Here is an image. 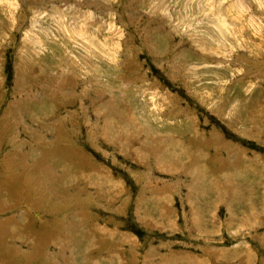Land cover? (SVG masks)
<instances>
[{
    "label": "rangeland",
    "instance_id": "1",
    "mask_svg": "<svg viewBox=\"0 0 264 264\" xmlns=\"http://www.w3.org/2000/svg\"><path fill=\"white\" fill-rule=\"evenodd\" d=\"M0 264H264V0H0Z\"/></svg>",
    "mask_w": 264,
    "mask_h": 264
},
{
    "label": "bare ground",
    "instance_id": "2",
    "mask_svg": "<svg viewBox=\"0 0 264 264\" xmlns=\"http://www.w3.org/2000/svg\"><path fill=\"white\" fill-rule=\"evenodd\" d=\"M23 159V158H22ZM42 159V158H41ZM40 162V161H39ZM39 167V166H38ZM42 238V237H41ZM57 246V245H56Z\"/></svg>",
    "mask_w": 264,
    "mask_h": 264
}]
</instances>
